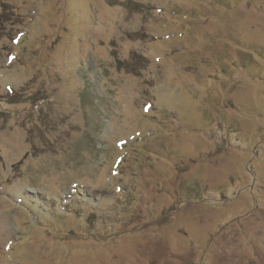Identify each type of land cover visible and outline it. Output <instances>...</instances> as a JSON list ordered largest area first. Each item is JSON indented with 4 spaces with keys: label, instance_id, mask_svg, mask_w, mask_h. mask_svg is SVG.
<instances>
[{
    "label": "rangeland",
    "instance_id": "1",
    "mask_svg": "<svg viewBox=\"0 0 264 264\" xmlns=\"http://www.w3.org/2000/svg\"><path fill=\"white\" fill-rule=\"evenodd\" d=\"M0 264H264V0H0Z\"/></svg>",
    "mask_w": 264,
    "mask_h": 264
}]
</instances>
